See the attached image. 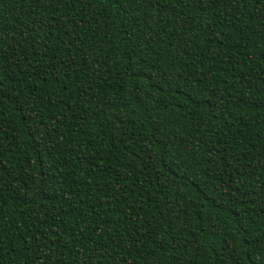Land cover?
<instances>
[{"label": "trees", "instance_id": "obj_1", "mask_svg": "<svg viewBox=\"0 0 264 264\" xmlns=\"http://www.w3.org/2000/svg\"><path fill=\"white\" fill-rule=\"evenodd\" d=\"M0 264H264V0H0Z\"/></svg>", "mask_w": 264, "mask_h": 264}]
</instances>
